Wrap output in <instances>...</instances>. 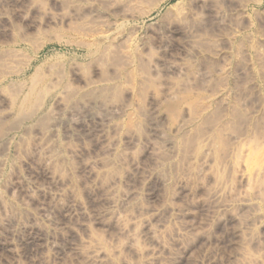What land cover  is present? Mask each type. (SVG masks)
<instances>
[{
  "label": "rangeland",
  "instance_id": "374dc122",
  "mask_svg": "<svg viewBox=\"0 0 264 264\" xmlns=\"http://www.w3.org/2000/svg\"><path fill=\"white\" fill-rule=\"evenodd\" d=\"M53 1L0 0V153L4 154L0 158L5 159L0 168V220L9 221L8 225L7 221L5 225L0 223V234L13 233L20 218L32 216H40L34 222L39 220L37 224L44 228L45 218L51 213L58 225L68 219L64 223L67 227L58 228V240H62L59 243L63 242L65 250L55 261L47 259L46 251L35 254L34 247L25 249L28 257L15 251L12 255L2 252L0 264H92L87 255L97 247L106 254L101 264H264V172L257 170L252 176L246 162L252 152L264 155V0H135L132 9L127 5L122 9L125 0ZM88 24L90 34L85 28ZM93 31L119 35L122 41L100 43L94 38L99 32ZM125 55L134 56V60ZM154 58L174 61L181 75L149 71L147 64L155 62ZM147 59L150 62L145 63ZM178 87L182 90L179 93ZM168 89L177 91L181 99L191 100L195 116L199 115L195 109L204 104L201 101L212 99L208 107L205 104L199 109L206 111H199L197 119L190 113L193 117L189 118L196 119L197 125L181 134L185 135H180L181 139L178 137L176 151L161 150L146 158L139 152H145V138H153L148 135L147 110L151 104L163 101ZM26 92L31 100L22 95ZM22 97L30 103H23ZM19 101L25 104L22 111ZM62 102L66 104L64 109ZM103 104L116 112L109 111L108 116ZM83 106L90 109L87 114L90 111L97 116L103 107L108 115L103 114L105 120L100 123L105 113L102 109L97 116L100 121L95 116L96 122L90 121L93 115H86L87 107ZM133 108L143 117L148 115L145 119L137 116ZM69 113H83L89 118L79 122L82 126L76 124L77 129L68 122L75 115ZM180 114L177 112L176 117ZM54 116L61 121L56 123L52 137L49 126L54 124ZM135 116L145 124L135 122ZM107 120L113 126L103 125ZM144 125L145 129L141 128ZM159 126L163 127L160 121L161 130ZM163 132L164 143L169 137ZM131 140H136L135 151ZM104 141L116 144L115 150L103 155ZM42 149L57 154L49 176L38 172ZM91 159L98 160V165L91 172H83L85 162ZM240 166L243 174L248 172V177H253L250 181L254 189L252 182L246 184L240 179ZM154 169L161 170V178L147 179ZM245 184H251L250 188ZM10 186L14 191L9 194ZM49 190H57L61 198L52 199ZM128 193L131 196L122 199ZM74 197L88 212H77ZM111 197L117 200L116 214H111ZM242 200H249L248 206L240 205ZM229 202H236L232 203L236 209L224 211L222 205ZM49 203L54 207L48 211ZM25 206L29 212L26 215L21 211ZM65 206L71 207V217L78 213L76 217L80 215L81 219L79 216L78 221H69L73 218L61 215ZM86 214L98 217L87 218ZM84 218L88 228L79 227Z\"/></svg>",
  "mask_w": 264,
  "mask_h": 264
},
{
  "label": "bare ground",
  "instance_id": "6f19581e",
  "mask_svg": "<svg viewBox=\"0 0 264 264\" xmlns=\"http://www.w3.org/2000/svg\"><path fill=\"white\" fill-rule=\"evenodd\" d=\"M55 1V0H54ZM53 1V2H54ZM58 1V0H57ZM56 1V2H57ZM143 1V0H142ZM148 1V0H147ZM154 1V0H153ZM159 1V0H158ZM167 1H172V0H163V2H167ZM149 2H150V0H149ZM152 2V1H151ZM155 2V1H154ZM160 2H162V0L160 1ZM145 3V5H146V2H144ZM148 3V2H147ZM133 4H135V0H125L124 2H123V5H125V6H123V8L122 9H124V7H126V5L127 6H131V9L132 8H134V7H132V5ZM137 4V3H136ZM151 4V3H150ZM160 4V3H159ZM144 5V6H145ZM135 6V5H134ZM142 6V5H141ZM140 6V7H141ZM144 6H142V7H144ZM153 6V5H152ZM151 6V7H152ZM147 7H150V5L149 6H147ZM157 7V6H156ZM134 10V9H133ZM143 10H145L144 8H143ZM140 12H141V10H139ZM138 11V12H139ZM146 11V10H145ZM136 12V11H135ZM144 13V12H143ZM138 14V13H137ZM2 17V16H1ZM6 17V16H5ZM4 17V15H3V18H4V20L6 19ZM2 18V19H3ZM1 19V21H4V20H2ZM184 21V20H183ZM182 22V21H181ZM83 24H85V22L83 23ZM87 24V23H86ZM85 24V25H86ZM180 24V23H179ZM122 26V25H121ZM82 27H84V25H82ZM113 27H115V26H113ZM120 27V26H119ZM118 27V28H119ZM85 28H89V24H88V26L86 27L85 26ZM84 28V29H85ZM117 28V27H116ZM93 29V28H92ZM95 29V28H94ZM93 29V30H94ZM114 29V28H113ZM91 29L89 28L88 29V32L90 31ZM120 30H122V29H120L119 28V31ZM92 31V30H91ZM115 31H118V29L117 30H115ZM95 31H93V33H94ZM96 32H99V33H97L96 35V37H94L95 38V40H97L98 42H100V43H106V45H107V43L109 44L110 42H112V40H113V42L114 41H116V40H121V38L119 37V35H109V33L108 34H106L107 33V31L106 32H101V31H96ZM95 32V33H96ZM94 33V34H95ZM188 33H190V32H188ZM188 33H186V34H188ZM89 34H90V32H89ZM92 34V33H91ZM112 34H113V31H112ZM115 34V33H114ZM119 34V33H118ZM191 34V33H190ZM89 36V35H88ZM121 36V35H120ZM93 37V36H92ZM90 38V37H89ZM125 38V37H124ZM127 38V37H126ZM193 38V37H192ZM191 38V39H192ZM129 39V38H128ZM190 39V38H189ZM91 40V39H90ZM130 40V39H129ZM122 41V40H121ZM92 42V41H91ZM93 42H94V40H93ZM96 42V41H95ZM124 42V41H123ZM127 42H129V41H127ZM126 41H125V43H127ZM116 43V42H115ZM132 43V42H131ZM166 43H167V41H166ZM110 44H112V43H110ZM114 44V43H113ZM117 44H119V42H117ZM121 44H123L122 42L120 43V45ZM129 44H130V42H129ZM161 44V43H160ZM165 44V43H164ZM119 45V46H120ZM124 45V44H123ZM126 45V47L128 48L129 47V45L127 46V44H125ZM132 45V44H131ZM163 44H161V46H162ZM167 45V44H166ZM116 46V45H115ZM118 46V45H117ZM123 47H125V46H123ZM158 47V46H157ZM163 47V46H162ZM106 48V47H105ZM118 48V47H117ZM120 48V47H119ZM164 48H166L165 46H164ZM121 49V48H120ZM116 50V49H115ZM119 50V49H118ZM125 50V49H124ZM128 50V49H127ZM127 50H125L126 52H127ZM128 52H130L129 50H128ZM134 52V51H133ZM122 52H120V54H121ZM140 53V52H139ZM139 53H137V54H139ZM162 53V52H161ZM164 53V52H163ZM123 54H126V53H123ZM131 54H133V53H131ZM128 55H130L129 53H128ZM141 55V54H140ZM163 55V54H162ZM104 56V55H103ZM126 56V55H125ZM132 56V55H131ZM131 56H130V58H131ZM142 56H144V55H142ZM142 56H141V58H142ZM164 56V55H163ZM105 57V56H104ZM122 57H123V55H122ZM122 57H120V58H122ZM134 56H132V58H133ZM139 57V56H138ZM126 58H127V56H126ZM129 58V57H128ZM127 58V59H128ZM129 58V59H130ZM132 58H131V61H133L132 60ZM124 60H125V58H123ZM142 59H144V58H142ZM146 59V58H145ZM158 59V58H157ZM161 58H159V61L157 60L156 61V59L154 58V60H155V62H150L148 59L146 60V62L145 63H147V62H150V64L148 63L147 65H149V71H162L165 75H178V76H180L181 75V70L177 67V65H176V63L174 62V61H168V60H166L165 62H163V61H161L160 60ZM151 60V59H150ZM153 60V61H154ZM127 62H128V60H127ZM136 62H138V61H136ZM141 61H139V63H140ZM133 63V62H132ZM143 63V62H142ZM129 63H127V65H128ZM131 64V63H130ZM141 64V63H140ZM144 64V63H143ZM118 65H119V63H118ZM132 65V64H131ZM138 65V64H137ZM126 66V65H125ZM125 66H124V68H125ZM142 66V65H141ZM131 67V66H130ZM133 67V66H132ZM138 67H139V65H138ZM137 67V68H138ZM144 67V66H143ZM146 67V66H145ZM148 67V66H147ZM146 67V68H147ZM114 68H117V67H114ZM141 68V67H140ZM145 68V69H146ZM128 69H129V67H128ZM132 69H134V68H132ZM144 69V68H143ZM148 71V72H149ZM139 72H140V70H139ZM145 73H147L146 71H145ZM105 74V73H104ZM133 74V73H132ZM143 73H141V75H142ZM149 74V73H148ZM148 74H147V76H148ZM163 74V75H164ZM118 75V74H117ZM137 75V74H136ZM120 76V75H119ZM138 76V75H137ZM206 77V76H205ZM104 77H102V79H103ZM106 78V77H105ZM104 78V79H105ZM119 78V77H118ZM108 79V78H107ZM141 79V78H140ZM138 80H139V76H138ZM143 80V79H142ZM108 81V80H107ZM106 81V83H108ZM111 81H113V80H111ZM132 81V80H131ZM101 82V81H100ZM140 82V81H139ZM144 81H142L141 83H143ZM96 83V82H95ZM102 83V82H101ZM113 83V82H112ZM132 83V82H131ZM138 83V82H137ZM88 84V83H87ZM86 84V85H87ZM138 84H140V83H138ZM90 85H91V83H90ZM89 85V86H90ZM99 85H100V83H99ZM98 85V86H99ZM114 85V84H113ZM88 86V85H87ZM87 86H85L86 88H87ZM88 86V87H89ZM93 86V85H92ZM91 86V87H92ZM95 86V85H94ZM108 86V85H107ZM110 87L111 88H113L114 86H111L110 85ZM175 87H177V86H175ZM94 89L95 88H97V87H93ZM102 88H103V86H102ZM64 89H66V90H68L69 88H65L64 87ZM63 89V90H64ZM93 89V90H94ZM104 89H105V87H104ZM89 90H91V89H88L87 91H89ZM126 90V89H125ZM134 89H132L131 90V92L133 91ZM170 89H168V91H166V96H164V99H163V101L161 100V101H159V99H156L157 100V104H156V102L154 101L155 99H154V97L152 98L151 97V99H152V101H154L155 103H154V105L153 104H149L151 107H149L150 108V111L149 110H147L148 111V113H149V115H148V113L144 116V117H146L147 115V117L146 118H148V120H147V130L149 131L148 133H150V134H148V135H151L152 134V136H153V138L152 139H150V140H147L145 137H144V135L142 136V138H145V141H144V147H142V144L140 143V145H141V147H142V149L145 151V152H139V154H143V153H145V156L144 157H149L150 155H152V156H154V153H155V155H156V153H158L159 151H161V150H163L162 151V153L165 151V152H169V150H170V152H171V150L173 151L174 149V151H176V148H178V146H179V142H178V137L180 138V135L181 134H186V133H189L191 130H193L194 128L193 127H195V125H197V124H195L196 123V119H197V117L201 114L200 112L201 111H206V110H203V108L201 109V111L199 110L201 107H204V105L205 104H209V102H210V100L209 99H212V98H209L208 96V100L207 99H204V97L202 98V99H204L203 101H201V102H203V103H201V102H199V103H201V105L202 106H200V108H199V106H198V108L199 109H195V110H198V113H199V115H197L196 114V116H195V114H193V108H195V105H194V107L192 108L191 106H193L192 105V101L191 100H189V99H183V97H182V99H181V97H179V95H178V93L180 92V91H182V90H179V87H178V93H177V91L175 92V90H170ZM177 90V89H176ZM19 91V90H18ZM65 91V90H64ZM98 91V90H97ZM127 91V90H126ZM128 91H130V90H128ZM134 92V91H133ZM186 92V91H185ZM218 92H220V91H218ZM18 93V92H17ZM28 92H26V93H23L22 95H24L26 98H27V100H31L30 99V97H29V93L27 94ZM85 93V92H84ZM183 93H184V91H183ZM216 93H217V91H216ZM20 94V93H19ZM59 94V93H58ZM80 94V93H79ZM181 94H182V92H181ZM191 94V93H190ZM218 94V93H217ZM15 96V95H14ZM57 97H59L60 95H56ZM55 96V97H56ZM191 96V95H190ZM215 96V95H214ZM224 96V95H223ZM222 96V97H223ZM16 97V96H15ZM24 97V98H25ZM206 97V96H205ZM221 97V98H222ZM60 98V97H59ZM101 98V97H100ZM201 98V97H200ZM217 98V97H216ZM219 98V97H218ZM22 99H23V97H22ZM54 99H58V98H54ZM95 99V98H94ZM103 99V98H102ZM102 99H100V100H98V101H100V102H102L103 100ZM105 99H107V97L105 98ZM104 99V100H105ZM150 98H149V100H151ZM215 99V98H214ZM24 100V99H23ZM197 100H199V99H197ZM201 100V99H200ZM25 102H23V103H27L28 104V102L30 103V101H26V99L24 100ZM89 101V100H88ZM212 101V100H211ZM60 102H61V100L58 102L59 104H60ZM92 102V101H91ZM94 102V101H93ZM108 102V101H107ZM196 102V101H195ZM20 103H22V101L20 102L19 101V104ZM22 103V105L20 104V105H18V106H21L20 107V110H21V108L25 105V104H23ZM106 103V102H105ZM110 103V102H109ZM149 103H150V101H149ZM152 103V102H151ZM58 104V106H59V108H60V110H63L64 109V104L65 103H61V105L63 106V109H61V105H59ZM86 104V103H85ZM196 104V103H195ZM206 105L207 107L209 106V105ZM31 105V104H30ZM87 105V104H86ZM89 105V107L90 108H92V106H90L91 105V103H89L88 104ZM92 105H94V104H92ZM104 106L103 107H105V106H107V108H108V106L109 105H106V104H103ZM110 105H112V104H110ZM198 105V104H197ZM27 106H29V105H27ZM65 106H66V104H65ZM98 107H99V105H97ZM113 107H114V105H112ZM117 106V105H116ZM38 107V106H37ZM68 107V106H67ZM83 107H85V106H83ZM87 107V106H86ZM85 107V108H86ZM103 107H101L102 109H103ZM130 107V106H129ZM134 107V106H133ZM125 108H126V106H125ZM127 108H128V106H127ZM126 108V109H127ZM132 108V107H131ZM197 108V107H196ZM19 109V108H18ZM25 109V107L23 108V110ZM102 109H100L99 108V113L101 112H103V110ZM118 109L119 108H117V111H118ZM27 110V109H26ZM28 110H29V107H28ZM83 110H84V108H83ZM86 110V109H85ZM88 110H90V109H88V107H87V110L85 111V113H86V115H88L89 114V112H88V114H87V111ZM92 110V109H91ZM102 110V111H101ZM128 110V109H127ZM130 110H132V109H130ZM129 110V112L128 113H130L131 111ZM133 110H136L137 111V113H136V115L137 116H140V117H143L142 115H140V114H138V110L137 109H134L133 108ZM132 110V111H133ZM191 110H192V112H191ZM18 111V110H17ZM22 111V110H21ZM67 111V110H66ZM105 111H107L106 109L104 110V112ZM111 112L112 114L114 113V112H116V109L115 108H112V107H110V108H108V111H107V113L108 112ZM123 111H125V110H123ZM200 111V112H199ZM9 112V111H8ZM14 112V111H13ZM13 112H11V114L13 113ZM47 112V111H46ZM84 112V111H83ZM110 112L108 113V114H106V112L105 113H102V117L104 118V116L105 115H103V114H106V116L108 115V116H110ZM140 112V111H139ZM177 112H180L181 114H182V116H180L179 115V117H182L181 119L178 117H176L177 116ZM21 113V112H20ZM35 113V112H34ZM48 113H50V111H48ZM52 113H54V112H52ZM51 113V114H52ZM61 113V115H59V114H55V115H59V116H62V112H60ZM97 113H98V111H97ZM96 113V114H97ZM98 113V114H99ZM125 113H127V111L125 112ZM127 113V114H128ZM190 113H192L191 115H194L195 117L194 118H196L195 120H193L192 118H189V117H193V116H191L190 115ZM194 113H197V112H195L194 111ZM7 114H9L10 115V113H7ZM7 114H6V116H7ZM16 114V113H15ZM51 114H49V116L51 115ZM73 114H75V113H73ZM72 113L70 114H68V116L69 115H73ZM82 115H83V113H81ZM90 114H92V113H90ZM90 114H89V116H90ZM95 113H93L92 115V117L89 119L90 121H94V122H96L95 121V117H96V119H97V121H100V120H98V118H97V116H98V114H97V116H95L94 115ZM121 114H123V113H121ZM134 114H135V112L134 113H132V116L134 117ZM9 115H8V117H9ZM54 115V114H53ZM82 115H79L78 113H77V115L75 114V115H73V116H70V118H69V120H68V122L71 124V126L72 125H76V124H79V122H83L84 120H85V118H86V116H82ZM99 115H101V114H99ZM129 115V114H128ZM58 116V117H59ZM95 116V117H94ZM113 116V115H112ZM117 116V115H116ZM130 116H131V114H130ZM137 116H135L136 117V120H135V122L136 121H138L139 122V124H141L142 125V123H144V122H142V123H140V118L138 117L137 118ZM8 117H6V118H8ZM15 117V116H14ZM51 117V116H50ZM49 117V118H50ZM54 117H56V116H54ZM58 117H56V118H53L54 119V124L52 125V127L51 126H49L50 128H51V130H49V132H50V135H54V132H56V130H55V126H57L56 125V123H58V122H60L61 121V118H58ZM63 117V116H62ZM67 117V116H66ZM66 117H65V120H64V118L62 119V121L64 120V121H66L67 119H66ZM143 117V118H144ZM89 118V117H88ZM88 118H86V119H88ZM93 118V119H92ZM101 118V117H100ZM102 118V119H103ZM111 119H112V117H110ZM114 118H116V117H114ZM29 119V118H28ZM27 119V120H28ZM106 119H108V117H106ZM128 119H129V116H128ZM133 119V118H132ZM142 119V118H141ZM145 119V118H144ZM186 119H188V120H186ZM88 120V121H89ZM105 120V118L103 119V120H101L100 121V123L102 122V121H104ZM110 120V119H109ZM63 121V122H64ZM87 121V120H86ZM88 122V123H93V122ZM159 121L162 123V125H163V127L162 126H159V127H162L161 128V130H160V128L158 129V123H159ZM52 122H53V120H52ZM67 122V123H68ZM81 122V123H82ZM113 122V121H112ZM134 122V123H135ZM51 123V122H50ZM49 123V124H50ZM80 123V124H81ZM85 123V122H84ZM83 123V124H84ZM106 124H104L103 123V125H110V126H113V125H111V121L109 122L108 120H107V122H105ZM64 124H66L65 122H64ZM63 124V125H64ZM79 124V125H80ZM137 124V123H136ZM135 124V125H136ZM145 124V123H144ZM62 125V124H61ZM60 125V126H61ZM69 125V124H68ZM86 125V124H85ZM66 126H67V124H66ZM77 126V125H76ZM75 126V127H76ZM81 126H82V124H81ZM81 126L79 127V128H81ZM129 126V125H128ZM48 127V128H49ZM107 127V126H106ZM115 127V126H114ZM143 127H145V125L144 126H142L141 128H143ZM60 128V127H59ZM67 128H68V126H67ZM73 128V127H72ZM77 129H78V127H76ZM130 129H131V127H129ZM193 128V129H192ZM71 129V128H70ZM129 129V130H130ZM136 129H138V127L136 128ZM143 129H145V128H143ZM165 130V132H166V134H168L167 136L169 137V140H165V142L163 143L162 141H164L163 140V138L162 137H164V130ZM191 129V130H190ZM48 130V129H47ZM69 130V129H68ZM75 130V129H74ZM134 130V129H133ZM138 130H136V132H137ZM146 131V130H145ZM189 131V132H188ZM48 132V131H47ZM59 132V131H58ZM93 132V131H92ZM131 132V131H130ZM186 132V133H185ZM46 133V132H45ZM94 133H95V131H94ZM164 133V134H163ZM14 135H15V133H13ZM56 134V133H55ZM146 134H147V132H146ZM47 136H48V133L46 134ZM53 135H52V137H53ZM57 135V134H56ZM96 135H97V132H96ZM140 135V134H139ZM163 135V136H162ZM16 136V135H15ZM130 136H132L131 134H130ZM141 136V135H140ZM152 136H150V138L152 137ZM181 136H183V135H181ZM185 136V135H184ZM183 136V137H184ZM10 137V136H9ZM50 137V136H49ZM57 137V136H56ZM93 137V136H92ZM97 137H99V136H97ZM101 138H102V136H100ZM99 137V138H100ZM135 137V136H134ZM133 137V138H134ZM137 138H138V136H136ZM8 138V137H7ZM100 138V139H101ZM104 138V137H103ZM141 138V137H140ZM141 138V139H142ZM162 139L161 140V144L162 145H158V141H159V139ZM165 138V137H164ZM10 139H12V138H10ZM136 139V138H135ZM168 139V138H167ZM181 139V138H180ZM133 140V139H132ZM132 140L130 141V144H131V142H132ZM9 141V139L7 140V142ZM14 141V140H13ZM101 141V140H100ZM103 141V140H102ZM101 141V142H102ZM139 141V140H138ZM10 142V141H9ZM9 142H8V144L7 143H5V145L7 144V145H9ZM100 142V143H101ZM140 142V141H139ZM109 143V142H108ZM135 143V144H134ZM103 144H105V147H104V150H103V155H105L106 153H108V152H112V149H113V147H115V146H113V144L111 145V144H106V142L104 141V143H102V145ZM132 144L134 145V147L132 146ZM132 144H131V147H133L132 149H133V151H135L134 150V148H135V145H136V140H134L133 142H132ZM114 145H116V144H114ZM117 146V145H116ZM141 147H138V148H141ZM132 149H130V150H132ZM38 150H41V148L39 149L38 148ZM113 150H115V149H113ZM138 150V149H137ZM166 150H168V151H166ZM255 150V149H254ZM42 151H44V153H42V155H43V161L42 162H40V163H42V165H41V168H39V169H41V170H38V172H40V171H42V172H45V174H47L48 175V173H50L51 172V168H53V167H50V164L57 158V154H55V153H51L50 151H46L45 149H42ZM132 151V152H133ZM38 152H40L41 153V151H38ZM110 152V153H111ZM114 152V151H113ZM37 153V152H36ZM135 152H133V154H134ZM263 153V152H262ZM1 154V153H0ZM2 154H3V152H2ZM1 154V155H2ZM5 154H6V152H5ZM109 154V153H108ZM138 154V155H139ZM4 155V154H3ZM151 156V157H152ZM7 157V156H6ZM146 157V158H147ZM249 157V158H248ZM3 158V157H2ZM4 159V158H3ZM3 159H1L0 158V168L2 167V164L4 165V162H5V159H4V161H3ZM144 159V158H143ZM90 160V159H89ZM92 161H87V162H85V164H84V166H83V172H84V170L85 171H87L88 170V172L90 171H92V169L95 167V166H97L98 165V160H93V159H91ZM136 160V159H135ZM138 161V160H137ZM136 162V161H135ZM246 162L248 163V166H247V169H248V171H250V174H252V173H254L255 171L257 172V170L260 172H264V170H261V169H264V155L263 154H260V153H256V152H252V153H250V155L249 156H247V160H246ZM21 163H23V161L21 162ZM40 165V164H39ZM236 165V164H235ZM245 165H247L246 163H245ZM244 165V166H245ZM37 166V165H36ZM53 166V165H52ZM39 167V166H38ZM241 167V168H240ZM239 167V169H240V171L238 170V173H239V175H240V179L242 180V181H244L243 183H245V182H247L246 184H249V183H251L252 184V186H253V189L255 188L254 186V183H253V180L252 181H250V176L248 177V175H249V173H248V175H247V173H246V175L245 174H243V172L241 171L242 170V166H240ZM3 168V167H2ZM50 168V169H49ZM80 168V170H82ZM238 168V167H237ZM36 169H38V168H36ZM35 169V170H36ZM50 172H49V171ZM244 170V169H243ZM1 171H3V170H1L0 169V173H1ZM245 171V170H244ZM160 172H161V170H160ZM158 170H152L151 172H149L148 173V175H147V179H151V180H153V179H157L158 177L159 178H161L160 177V175H161V173H160ZM256 172H255V174H256ZM86 173V172H85ZM237 173V172H236ZM40 174H41V172H40ZM44 174V175H45ZM160 174V175H159ZM255 174H252V176L253 175H255ZM259 175H261V174H259ZM42 176H43V174H42ZM46 176V175H45ZM49 176V175H48ZM48 176H46V177H48ZM50 176H51V174H50ZM7 177H8V175H7ZM46 177H44V178H46ZM155 177V178H154ZM255 177V176H254ZM257 177H259V176H257ZM1 178V177H0ZM48 178H50V177H48ZM4 179H5V177H4ZM239 179V180H240ZM251 179H253V177L251 178ZM2 181V180H1ZM0 181V182H1ZM6 181V180H5ZM9 181V180H8ZM154 181V180H153ZM250 181V182H249ZM156 182V181H155ZM154 182V183H155ZM249 182V183H248ZM3 183V182H2ZM9 183V182H8ZM7 183V184H8ZM263 183V182H262ZM245 184V185H246ZM251 184H250V186H251ZM10 185V184H9ZM9 185H8V187H9ZM15 186V185H14ZM14 186H10V189L7 187V189H9L8 190V192H9V194L11 193V192H13L14 191ZM149 186H151V184L149 185ZM148 186V187H149ZM155 186V185H154ZM246 186H249V185H246ZM250 186H249V188H250ZM263 186V185H262ZM5 187V186H4ZM16 187V186H15ZM152 187V186H151ZM156 187V186H155ZM6 188V187H5ZM4 188V189H5ZM252 189V188H251ZM257 189V188H256ZM45 190V189H44ZM41 191V190H40ZM48 191V190H47ZM46 190H45V192H47ZM50 191V190H49ZM147 191H148V189H147ZM250 191V190H249ZM248 191V192H249ZM256 191V190H255ZM7 192V191H6ZM42 192V191H41ZM51 192V191H50ZM153 192V191H152ZM260 191H258L257 193H259ZM250 193H252V192H250ZM133 194H135V193H133ZM260 194H263V193H260ZM0 195H1V193H0ZM12 195V194H11ZM48 195V194H47ZM49 195L51 196V198L53 199L54 198V200H56V198H59L61 195H60V193L59 192H57V190L56 191H53L52 190V192L51 193H49ZM135 195H138V194H135ZM246 195H248V194H246ZM253 195V194H252ZM254 195H255V193H254ZM131 196V194H124L123 196H121L122 197V199H127V198H129ZM257 196H259V194L257 195ZM11 197V196H10ZM121 197H120V199H121ZM61 198V197H60ZM75 198V197H74ZM256 197H254L253 199H255ZM263 198V197H262ZM51 199V200H52ZM247 199V198H246ZM253 199H251L252 201H253ZM258 199V197L256 198V200ZM14 200V199H13ZM50 200V199H49ZM259 200V199H258ZM58 201V200H57ZM56 201V202H57ZM74 201V200H73ZM75 205H76V209H77V212L79 213V214H81V213H86V211H87V208H85V206H84V204L81 202V200L78 198V199H76L75 198ZM106 202V201H105ZM112 202V203H111ZM241 202V204L240 205H243V206H248V204H247V202H249V200H242V201H240ZM50 203H54V201L53 202H50ZM46 204V206L48 205V207H50L49 209H48V207H45L46 209H48V211L49 210H51L52 208L51 207H54V205L53 206H51L52 204ZM109 203H110V205L113 207L111 210H112V213L111 214H116L115 213V204L117 203V200L116 199H114L113 197H111L110 199H109ZM227 203V202H226ZM225 203V205H222V209L224 210V211H228L229 210V212H231L230 211V209H232V208H234L235 206V204L233 205L232 203H236V202H232V203H228V204H226ZM238 203H239V201H238ZM9 204V203H8ZM10 204H12V203H10ZM56 204H58V203H56ZM69 204H71V203H69ZM254 204V203H253ZM23 205V204H22ZM240 205H238V207L240 206ZM251 205V204H250ZM256 205V204H255ZM254 205V206H255ZM12 206V205H11ZM10 206V207H11ZM15 206V205H14ZM56 206V205H55ZM110 206V207H111ZM118 206V205H117ZM253 206V205H252ZM258 206V205H257ZM21 207V206H20ZM42 207V206H41ZM237 207V208H238ZM45 208H43V210L45 209ZM65 211L63 212L62 211V209H61V211L64 213V214H61V215H64V216H68L67 218H69V217H71V215H70V209H71V207L69 208V206L67 207V206H65ZM118 208V207H117ZM17 209V208H16ZM29 209V208H28ZM45 209V210H46ZM235 209H236V207H235ZM257 209H258V207H257ZM12 210L14 211V208H12ZM17 212H19L18 210H16ZM21 211H23L22 213L23 214H25L26 215V213H27V208H26V206L25 207H22L21 208ZM20 211V212H21ZM40 211H42L41 209H40ZM61 211H60V213H61ZM75 210H73L71 213H73ZM117 211V210H116ZM233 211H234V209H233ZM15 212V211H14ZM43 212V211H42ZM46 212H47V210H46ZM88 212V211H87ZM94 212V211H93ZM107 212V213H106ZM105 213L106 214H109V212L108 211H106ZM29 213V212H28ZM27 213V214H28ZM76 213V212H75ZM74 213V214H75ZM78 213H77V215H78ZM104 213V214H105ZM15 214V213H14ZM16 214H18V213H16ZM34 214V216L36 217L37 215V213L35 214V213H33ZM99 214V213H98ZM101 214H102V216H104L103 215V213H102V211H101ZM101 214L99 215V219L101 218L100 216H101ZM106 214H105V217H106ZM228 214V213H227ZM230 214V213H229ZM31 215H32V213H31ZM54 215H57V214H54ZM58 215H60L59 213H58ZM58 215H57V217H58ZM60 215V216H61ZM76 215V216H77ZM82 215V214H81ZM88 215H93V214H88ZM87 214H86V216H87V218H89V216H88ZM21 216H22V214H21ZM29 216H30V214H29ZM28 216V217H29ZM63 216V217H64ZM71 217V218H73V219H71V220H69V221H74L75 219L74 218H76L77 219V217ZM80 216V215H79ZM79 216H78V219H79ZM85 216V217H86ZM94 216V215H93ZM95 216H97L98 217V215H95ZM95 216H94V218H95ZM107 216H109V215H107ZM113 216V215H112ZM111 216V217H112ZM229 216V215H228ZM11 217H13V216H11ZM24 217V216H23ZM22 217V218H23ZM26 217V216H25ZM27 217V218H28ZM40 217V216H39ZM39 217H36V218H38L39 219ZM56 217V216H55ZM55 217H52V215H51V213H50V216H46V218H45V223H46V225H45V227L44 228H41V226L39 225V223L37 224V222H39V220L37 221V222H34L35 220H36V218H34L33 216H32V219H27V220H21V218H20V221L18 222L19 223V225H18V227H16V228H18L16 231L14 230V232L13 233H9L8 235H6L5 233V236L4 235H1L0 234V253H2L3 252V254H5V252L8 254V252H10L9 254L10 255H12V251L14 252H17L16 254H19V255H21V256H27V254H26V248L28 249V248H35L36 249V251H34L35 252V254H38V253H44L45 251L47 252V254L46 255H48V258L47 259H51L52 261H55V260H58V258L60 257V254H61V252H63V250H65V249H63V247H62V243L63 242H61V244L59 243L60 241H62V240H58V234H59V229L61 228V226L63 227V228H65V227H67V226H64V223H67V222H65V221H68V219L66 220H64V223L62 224L61 222V225H58L57 223H55L54 222V218ZM81 217L82 216H80V219H81ZM225 217V216H224ZM15 218V217H14ZM18 218V217H17ZM61 219H62V217H60ZM60 218H58L59 220H60ZM92 219H93V217H91ZM104 218V217H103ZM7 218H5V221L3 220V222H5V223H3L1 220H0V223L2 222L3 223V225H5L6 224V220ZM64 219V218H63ZM78 219H77V221H78ZM96 219V218H95ZM102 219V218H101ZM100 219V220H101ZM224 219V218H223ZM227 219V218H226ZM12 220V219H11ZM83 221L82 222H79V223H83L82 225H80L79 224V227L81 228V226H83V227H87L88 228V225L87 226H85V224H86V222H85V224H84V221H85V218L84 219H82ZM94 220V219H93ZM100 220H98L99 222H100ZM15 221V220H14ZM62 221V220H61ZM77 221H76V223H77ZM8 222L9 221H7V225H8ZM13 222V221H12ZM44 222V221H43ZM95 222V224H96V221H94ZM17 223V224H18ZM70 223H72V222H70ZM75 223V224H76ZM93 223V222H92ZM101 223V222H100ZM99 223V224H100ZM14 224H15V222H14ZM57 224V225H56ZM74 224V223H73ZM97 224H98V222H97ZM37 225H38V227L40 226V228L39 229H41V230H39L38 229V227H37ZM43 225V224H42ZM48 225V226H47ZM77 225V224H76ZM2 226V225H1ZM0 226V227H1ZM44 226V225H43ZM42 226V227H43ZM100 226V225H99ZM70 227V226H69ZM68 227V228H69ZM3 228V227H2ZM59 228V229H58ZM5 229V228H4ZM13 229V228H12ZM71 229H72V227H71ZM11 230V229H10ZM61 230V229H60ZM67 230V229H66ZM5 232H6V230H5ZM67 232H69V231H67ZM73 233L75 232V231H72ZM71 232V233H72ZM2 233V232H1ZM66 234V233H65ZM70 234V233H69ZM60 235V234H59ZM72 234H70V236H71ZM63 236V235H62ZM69 236V235H68ZM69 236V237H70ZM73 236H74V234H73ZM61 237V236H60ZM71 238V237H70ZM65 247V246H64ZM68 248V247H67ZM29 250V249H28ZM32 249H30V251H31ZM34 250V249H33ZM70 250V249H69ZM30 251H28V252H30ZM32 255H33V253H31ZM34 254V255H35ZM0 255H2V254H0ZM18 255V256H19ZM29 255V254H28ZM63 255V254H62ZM5 256V255H4ZM17 256V257H18ZM88 257V259L91 261V263L92 264H101L105 259H106V254L104 253V250L100 247H97L96 248V250H95V248L90 252V254L88 253V255H87ZM9 257H11V256H9ZM13 257V256H12ZM28 257V256H27ZM153 257V256H152ZM26 259V258H25ZM28 259V258H27ZM32 259H34V258H32ZM87 259V260H88ZM88 260V261H89ZM27 261H30V260H27ZM32 261V260H31ZM35 261H36V259H35ZM1 262V261H0ZM33 262V261H32ZM31 262V263H32ZM30 263V262H29ZM30 263V264H31ZM36 263H37V261H36ZM38 263H39V261H38ZM147 264V263H146Z\"/></svg>",
  "mask_w": 264,
  "mask_h": 264
}]
</instances>
